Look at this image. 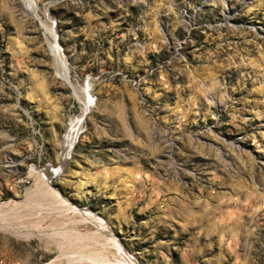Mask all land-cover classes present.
Masks as SVG:
<instances>
[{
    "label": "rangeland",
    "instance_id": "rangeland-1",
    "mask_svg": "<svg viewBox=\"0 0 264 264\" xmlns=\"http://www.w3.org/2000/svg\"><path fill=\"white\" fill-rule=\"evenodd\" d=\"M0 206V264H264V0H0Z\"/></svg>",
    "mask_w": 264,
    "mask_h": 264
},
{
    "label": "bare ground",
    "instance_id": "bare-ground-1",
    "mask_svg": "<svg viewBox=\"0 0 264 264\" xmlns=\"http://www.w3.org/2000/svg\"><path fill=\"white\" fill-rule=\"evenodd\" d=\"M27 2L32 3V0H27ZM35 9H33V11H32L33 13H36ZM45 15H46L47 19H49L51 21L50 33H51L52 39L48 38V42L51 45V47L53 48L55 55L60 58L61 68L64 69V68H66V62H65L64 57L62 56V53L60 51L61 49H60L58 43L56 42V35H55V31H54V26L52 23L53 22L52 18L49 16L47 11H45ZM65 76H66V74H65ZM82 118H83V116L81 117L80 121H77L74 124L70 123L67 126V131H66V134L64 135L63 143H62V153L65 157H67L69 155V153L72 149V146L76 140V136L81 129ZM58 172H59V169H56L55 173H58ZM39 211L41 212V210H39L38 207H33L30 210L25 209L24 211H15V207L12 208V206H10V207L9 206H7V207H5V206L1 207L0 206V229H6L9 231L18 233L20 235H25L27 231L31 232V229L33 231V228L36 227L35 225H38V223L40 221V219H39L40 212ZM48 212H50V211H48ZM42 214H43V212H42ZM44 216H45V214H44ZM46 220L48 221L47 218H46ZM107 228L109 229L108 232L111 234L110 228L108 226H107ZM64 239H66V238H64ZM112 239L114 242L113 245L115 247H117V246L121 247V256L118 255V258H120L118 261V264H134V263L138 264L136 259L132 255L127 253L126 250L121 246L120 242L118 241V239L116 237H113V235H112ZM117 252L119 254V251H117ZM66 254L69 255V253H66ZM94 254H95V251H94ZM88 256H89V253H88ZM95 256H97V255H95ZM99 257H101V256H99ZM99 260H101V259L99 258ZM102 261H104L103 258H102ZM97 262H98V260L96 258L95 259L94 258L90 259L88 257L85 258V256L82 253H79L77 255L72 256L71 259H63V260L61 259V261H58L56 264H98Z\"/></svg>",
    "mask_w": 264,
    "mask_h": 264
}]
</instances>
